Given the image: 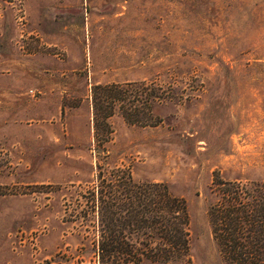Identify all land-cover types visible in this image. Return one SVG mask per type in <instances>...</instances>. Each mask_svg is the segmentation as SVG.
I'll use <instances>...</instances> for the list:
<instances>
[{
  "label": "rangeland",
  "instance_id": "obj_1",
  "mask_svg": "<svg viewBox=\"0 0 264 264\" xmlns=\"http://www.w3.org/2000/svg\"><path fill=\"white\" fill-rule=\"evenodd\" d=\"M139 84L184 98L132 118ZM114 169L185 199L176 264H226L206 192L264 181V0H0V264H100L91 193Z\"/></svg>",
  "mask_w": 264,
  "mask_h": 264
},
{
  "label": "trees",
  "instance_id": "obj_2",
  "mask_svg": "<svg viewBox=\"0 0 264 264\" xmlns=\"http://www.w3.org/2000/svg\"><path fill=\"white\" fill-rule=\"evenodd\" d=\"M173 86L169 91L157 85L147 90L145 84H139L136 115L130 116L145 119L144 111L154 103L181 102L184 97ZM99 89L113 96L105 119L112 116L115 100H128L127 86L95 88ZM126 120L131 123L129 117ZM98 176L100 183L91 200L96 223L102 227L95 247L100 264L189 262V214L184 198L165 183H137L128 170L100 171ZM206 202L212 238L222 260L226 264H264V181L215 177L206 192ZM117 221H126L133 232L123 235V231L112 228ZM131 239L138 245L130 244Z\"/></svg>",
  "mask_w": 264,
  "mask_h": 264
}]
</instances>
